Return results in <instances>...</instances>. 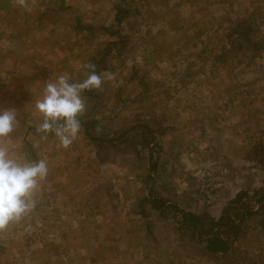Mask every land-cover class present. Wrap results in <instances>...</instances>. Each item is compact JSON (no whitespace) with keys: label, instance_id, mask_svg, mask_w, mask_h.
Returning <instances> with one entry per match:
<instances>
[{"label":"rangeland","instance_id":"rangeland-1","mask_svg":"<svg viewBox=\"0 0 264 264\" xmlns=\"http://www.w3.org/2000/svg\"><path fill=\"white\" fill-rule=\"evenodd\" d=\"M44 1L37 18L29 19L39 31L40 16L45 27L46 19L58 23L40 43L41 50L50 43L55 47L47 59H55L58 74L67 73L73 82L85 78L83 64H94L104 74L103 83L83 93L81 131L68 148L52 134L43 139L36 132L39 124L27 121L20 122L19 137H13L15 155L21 156L25 142L30 146L25 156L39 159L37 145L40 156L53 152L45 159L56 163L57 181L87 178L124 197V208L137 217L136 229L121 233L134 248L121 258L123 264L259 263L264 234L257 224H243L234 254L216 257L180 228L178 213L162 216L139 206L152 191L166 205L217 220L239 191L248 190L251 197L264 186V0ZM115 6L130 12L117 25L124 38L112 34ZM18 44L8 55L12 64L24 52ZM6 54L0 51V81L8 92V109L20 121L19 113L27 109L25 119L40 118L35 105L23 98L39 75L7 71L2 66ZM41 58L42 51L35 56ZM11 97L20 100L12 105ZM144 125L152 132L148 145L139 139ZM148 174L152 180L146 181ZM248 206L257 210L253 198ZM26 222L31 219L0 230V264H46L36 240H27ZM227 238L232 244L233 237Z\"/></svg>","mask_w":264,"mask_h":264},{"label":"crops","instance_id":"crops-1","mask_svg":"<svg viewBox=\"0 0 264 264\" xmlns=\"http://www.w3.org/2000/svg\"><path fill=\"white\" fill-rule=\"evenodd\" d=\"M1 1H4L6 5H0V27L4 25L5 32V35H3L0 31V51L3 50L5 54L7 53L2 66L6 70L8 68L7 71L20 73L21 75H39V80L34 83L35 86L29 84L26 89L31 93L27 94V97H23L26 102L28 101V104L35 105V102L42 97L44 84L48 80H54L55 75H58L57 70L60 68L55 64L57 62L55 59H47L50 55L48 52L55 49L53 44H48L44 50H41L44 45L40 44L48 33H53L54 27L51 26H58V23L46 19L48 24L45 27L40 16L38 21L42 26L41 30L43 31V27L48 28L46 32L42 33V31L37 30L38 27H34L35 20L30 21V15V18H37V9L43 6L44 0H42L43 2L40 0H26V6L24 7L19 6L16 0H11L12 4L9 5L8 0ZM21 20H23L22 23ZM19 25L23 26V29L19 30ZM50 34L48 35L50 36ZM23 41H25L26 47L22 46ZM16 43H22L17 46H20V49H23L24 52L19 58L20 62H15L11 58L13 60L10 61L14 62L12 64V62H8V55L16 52ZM34 44H36V47L32 48ZM41 51L42 58L36 60L35 56H40ZM0 62L2 64L1 60ZM41 75H46L43 81L40 79ZM8 88L13 90L12 87ZM3 89L5 90L6 86H1L0 81V110L8 109V92ZM21 90L24 91L25 89ZM13 95H15V92ZM13 99L20 100V97H11V104ZM29 110L31 109H27V113H29ZM24 112L25 114H23ZM27 113L26 111L19 113L21 114V121L17 116L18 127H20V122H22V125L27 121L35 122L36 125L41 122V117L38 119H25ZM16 133L17 130L10 134V145L8 146V141H5V147L9 149L14 157L21 160H31L28 157L29 155L25 156L24 154V151L30 148L25 142H23L21 156L15 155L14 151L17 147L13 137H19ZM49 136L48 138H50ZM47 141L50 142V140ZM31 148L34 147L31 146ZM35 148L39 159L46 160L45 158L53 153L47 152L46 155L43 154L45 157L40 156L42 153L37 150V145H35ZM57 155L55 153L53 156ZM46 163L48 175L45 180L40 182V187L33 195L36 202L35 208L22 217L23 219H31L30 223L26 222L29 223L27 224L29 227L27 231L28 242L36 240L39 250H42V255L46 258V264H123L125 253L134 250V248L129 243L124 242L125 235H122V231H125L126 227L136 229L135 213L126 211L122 204V202H126L124 197L121 195L116 197L117 193H109L102 184L88 181L87 178L57 181L55 179L56 163L47 160ZM60 182H63V185ZM115 197L116 200H114ZM152 199L155 200L156 198L152 197ZM156 213L158 214V212ZM162 216L164 215L162 214ZM124 217L125 221H123ZM22 248L25 250V247ZM22 255L21 252L20 256L22 257Z\"/></svg>","mask_w":264,"mask_h":264},{"label":"clouds","instance_id":"clouds-1","mask_svg":"<svg viewBox=\"0 0 264 264\" xmlns=\"http://www.w3.org/2000/svg\"><path fill=\"white\" fill-rule=\"evenodd\" d=\"M16 2L26 6V0ZM81 67L85 70L83 80L73 82L67 73H60L44 84L42 97L35 102V111L41 117L36 132L42 133L43 139L54 135L63 148H68L81 131L78 117L86 111L83 93L99 89L103 83L104 74L97 73L94 64ZM18 123L14 109L0 110V230L35 208L33 195L48 175L45 160H21L5 147Z\"/></svg>","mask_w":264,"mask_h":264},{"label":"trees","instance_id":"trees-1","mask_svg":"<svg viewBox=\"0 0 264 264\" xmlns=\"http://www.w3.org/2000/svg\"><path fill=\"white\" fill-rule=\"evenodd\" d=\"M114 9L113 21L116 26H111V28H114L112 34L124 38V36L121 35V27L117 25L124 17L128 16L130 12L119 6H115ZM76 23H78L79 26L81 25L79 21ZM249 41L250 39H246V42H244L248 44L250 43ZM140 129L143 130L141 136H139L140 143L148 145L150 139H153V137H151L152 132L149 131L150 128L148 125L141 126ZM144 180L149 181L152 179L148 174L145 175ZM248 192V190L239 191L231 201L233 205H231L229 209H224L222 215L217 220L207 213L196 215L191 212H186L179 209L175 203H173L174 205H166L167 201L165 199L153 200L152 191H149L148 195L142 199L139 207L143 209L144 206L147 205V207L156 209L160 215H168L173 212L178 213L181 217L180 228L187 229L192 236L193 242L201 245L203 244L207 253L217 257L235 253L243 224H257L258 227L262 228V233L264 234V186L253 190L251 197L248 196ZM252 198L257 205L256 211L251 210L248 206ZM240 209L242 211H240ZM227 235L233 237L232 244L231 242L229 243L230 239L227 238ZM164 262L166 264L169 263L167 260ZM240 264H264V257L260 259L259 263H251L247 260L240 261Z\"/></svg>","mask_w":264,"mask_h":264}]
</instances>
